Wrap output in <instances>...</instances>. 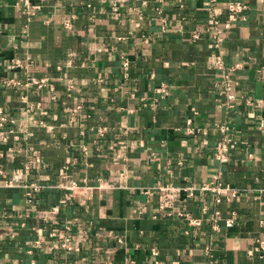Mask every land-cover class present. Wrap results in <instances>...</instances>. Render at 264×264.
<instances>
[{"label": "crops", "instance_id": "crops-1", "mask_svg": "<svg viewBox=\"0 0 264 264\" xmlns=\"http://www.w3.org/2000/svg\"><path fill=\"white\" fill-rule=\"evenodd\" d=\"M230 1L215 11L234 100L221 93L208 0H30L31 14L0 0V106L16 118L7 142L0 128V264H264V0H243L227 30ZM29 78L45 84L26 86ZM189 122L200 131L189 133ZM223 124L234 140L227 164L215 158ZM64 172L95 186L92 198L67 202L55 186ZM216 175L230 190L219 203L202 190L175 202L203 225L159 214L157 182ZM31 183L40 188L33 205ZM54 206L59 223H46ZM214 210L234 224L214 230ZM75 219L90 236L79 251L54 250L49 233Z\"/></svg>", "mask_w": 264, "mask_h": 264}, {"label": "built area", "instance_id": "built-area-1", "mask_svg": "<svg viewBox=\"0 0 264 264\" xmlns=\"http://www.w3.org/2000/svg\"><path fill=\"white\" fill-rule=\"evenodd\" d=\"M209 2V9L210 13L212 14V22L214 25L213 30V52H212V58L214 62L216 63V66L223 69L222 72V80L221 84L223 85V90H221V93H226L229 100L235 99V92H234V86L232 79L227 72L224 61H223V51H222V23L219 18V15L215 11V5L217 0H208ZM18 5L23 7L24 12L31 14L29 11L31 8V2L30 0H19ZM248 8V4L245 3L243 0H231L228 5V12H229V20L224 24V28L229 30L232 27V24L236 22L243 14L244 11ZM200 33L196 32L193 34V37L199 38ZM33 65L32 60H28L26 65H22L24 68H29ZM124 67L127 68L129 65V62L127 60L123 63ZM17 66H20L18 62H14L12 64L13 68H16ZM6 84H14V85H20L23 82H20L18 80L10 79L5 81ZM26 86H29V84H36L39 87H43L45 84V80H36L34 78L27 79V82L24 83ZM161 91H164L163 88H161ZM248 104L252 105L253 102L251 100H248ZM81 108V105L76 106L74 112L77 113L78 110ZM9 108L7 106H0V128L7 129L6 133L2 134V139L4 142H7L9 139V134L14 132V128L10 127L13 123L16 122V118L12 117L10 115ZM190 121V120H189ZM189 126L187 128L188 132L191 134H194L195 132L200 131V129H195L191 126V122H189ZM219 129L222 132L221 138L217 141L215 146V158L220 164H227L231 160V149L234 140L231 137V127L228 124L219 125ZM8 133V134H7ZM251 156V155H250ZM159 156L156 154H152L151 160L152 161H159ZM33 162H41L40 157H35L30 160V163ZM27 168H30L29 164H27ZM66 170V167L63 168ZM1 172V171H0ZM15 177L9 180L5 181V186H14L16 179L20 178V174H15ZM67 174L64 172L61 176L59 182L55 185L56 187L64 190V198L67 202L79 200L82 202H86L87 200L91 199L93 196V190L95 186L89 184L87 182V179H85V183L81 184L76 180H69L66 181ZM102 181V179L100 180ZM103 182H100V185H102ZM25 191V200L29 205H33L35 203V192L39 190V185L37 183H31L24 186ZM99 187V186H97ZM155 189H158L160 191V201H159V207L158 212L162 216H176L180 218H184L187 220L188 224L190 226H201L205 222L204 218L194 215L192 212L188 210L186 206H184L181 210H175V202L183 201L187 202L190 198L194 197L196 192L199 190L202 191H209L212 193L214 200L216 202H220L221 198L224 194H229L230 190L227 186L224 185L223 181L221 180L220 175H216L215 179H213L210 182H205L203 184H188L185 186H174L171 184H166L163 182H157ZM153 188H146L143 189L142 192L145 194H151ZM233 194H237V190H232ZM207 210V208H205ZM60 208L59 206H54L51 210L43 211L42 215L46 218V223H49L51 219H53L52 222L57 224L59 223L57 220H55V216L50 215V213L57 214L59 213ZM48 219V220H47ZM214 230L220 229L221 222H225L227 226H232L234 224L233 218H227L223 219L222 215L219 210H214V213L207 218ZM25 225L24 222L21 223V226ZM15 227V228H14ZM18 225L11 226L9 230L6 231V233H9L10 236L14 237L13 230L17 229ZM76 230V231H75ZM73 232V235L71 233ZM49 236L54 239L53 248L54 250H65V251H79L81 248V242L85 239H87L90 236V232L86 229H83L80 227V223L78 222V219L75 220H69L66 221L65 224H60V228L54 229L49 233ZM119 241H122L119 239ZM211 247H207V253L210 254ZM156 253V252H155ZM250 254L254 253V250L249 251ZM133 260H129L127 264H133ZM32 264H37L35 261L32 262ZM87 264V263H85ZM106 264H115L112 261H108Z\"/></svg>", "mask_w": 264, "mask_h": 264}]
</instances>
